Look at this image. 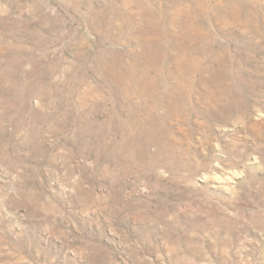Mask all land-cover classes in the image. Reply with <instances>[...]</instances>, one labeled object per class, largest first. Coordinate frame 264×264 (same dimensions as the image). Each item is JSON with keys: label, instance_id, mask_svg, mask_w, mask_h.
I'll return each mask as SVG.
<instances>
[{"label": "rangeland", "instance_id": "1", "mask_svg": "<svg viewBox=\"0 0 264 264\" xmlns=\"http://www.w3.org/2000/svg\"><path fill=\"white\" fill-rule=\"evenodd\" d=\"M0 264H264V0H0Z\"/></svg>", "mask_w": 264, "mask_h": 264}]
</instances>
